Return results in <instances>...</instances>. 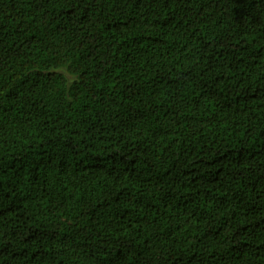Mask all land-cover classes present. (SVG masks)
I'll return each mask as SVG.
<instances>
[{
    "label": "trees",
    "instance_id": "16d2710c",
    "mask_svg": "<svg viewBox=\"0 0 264 264\" xmlns=\"http://www.w3.org/2000/svg\"><path fill=\"white\" fill-rule=\"evenodd\" d=\"M0 264H264V0H0Z\"/></svg>",
    "mask_w": 264,
    "mask_h": 264
}]
</instances>
